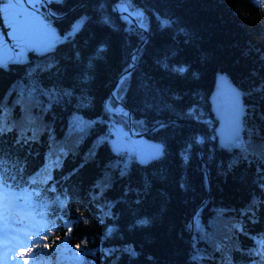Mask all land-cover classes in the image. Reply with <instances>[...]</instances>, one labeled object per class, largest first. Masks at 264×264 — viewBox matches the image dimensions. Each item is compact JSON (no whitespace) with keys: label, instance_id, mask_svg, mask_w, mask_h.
Returning <instances> with one entry per match:
<instances>
[{"label":"trees","instance_id":"16d2710c","mask_svg":"<svg viewBox=\"0 0 264 264\" xmlns=\"http://www.w3.org/2000/svg\"><path fill=\"white\" fill-rule=\"evenodd\" d=\"M120 2L52 3L68 13L54 21L62 33L91 19L74 41L0 67V151L74 200V219L49 244L53 264L67 241L88 264H264V2L128 0L148 33L116 12ZM217 73L243 92L247 153L218 148ZM122 78L116 95L136 131L156 128L147 136L164 147L158 159L113 150L116 128L129 129L126 112L112 111Z\"/></svg>","mask_w":264,"mask_h":264},{"label":"snow or ice","instance_id":"6c2138e0","mask_svg":"<svg viewBox=\"0 0 264 264\" xmlns=\"http://www.w3.org/2000/svg\"><path fill=\"white\" fill-rule=\"evenodd\" d=\"M29 0H9V3L26 4ZM49 3H63V0H36L31 10L20 9L12 17L10 21V27L12 28V34L15 36V43L12 48H19L20 51L12 54V49H9L7 53L0 51V67H6L9 62H19L22 59V53L25 49L41 47L44 51H51L54 47L61 42V38L57 35V32L51 25V18L56 16V13L49 11L47 16L40 15V6H47ZM123 7L120 9L122 12H128V0H122ZM3 11V10H0ZM129 16L123 17L125 20L129 19ZM90 17L82 15L76 21L73 22L68 32L65 33L63 40H75L87 23L90 21ZM135 19L141 27L144 25V14L142 11L135 13ZM101 22L104 24H110V19L107 16L101 18ZM171 21L165 19L161 22L162 27L169 26ZM137 56L133 54L132 63L127 69L125 74L130 76L132 70L135 67ZM55 67V65H53ZM176 71L183 73L186 71L184 67L177 68ZM42 91V90H41ZM55 90L50 93L54 95ZM66 94V93H65ZM231 95V116L228 122L226 130L222 133L221 146L224 148H236L239 147L242 152L247 153L248 146L244 143L241 133L245 131L242 122L243 106L240 103L241 93L236 89H230ZM3 102L0 101V111L3 110ZM4 129L0 127V132ZM197 142H202L198 140ZM118 155H129L132 158H138L141 163L149 162L163 156V145H150L145 147L142 144L130 143L121 144L117 143L113 149ZM119 167V165H118ZM121 175L127 174V164L120 168ZM9 177L0 176V237L7 238L16 231H21L19 226L24 225V222L31 215L34 210L33 196L39 195L38 193L28 192L22 189L17 192L13 189L12 185L8 184ZM18 186V185H17ZM41 218L45 221L44 227L49 226L46 213H41ZM141 223H147V221H141ZM69 235L71 233V225H68ZM26 239L30 242L26 245H20L26 247L27 252L20 251L19 256L25 257L28 253L32 252L33 245L40 244L42 241L47 240L50 232L45 231L39 234L24 233ZM43 247H50L44 243ZM79 248V245H76ZM133 255L135 253H132ZM79 255V254H78ZM20 264V262H18ZM22 264H28L27 260H23Z\"/></svg>","mask_w":264,"mask_h":264},{"label":"water","instance_id":"95a60500","mask_svg":"<svg viewBox=\"0 0 264 264\" xmlns=\"http://www.w3.org/2000/svg\"><path fill=\"white\" fill-rule=\"evenodd\" d=\"M121 6V7H120ZM123 7V3H116L115 4V10L116 12H118L119 14H121L122 16H129V13H132V16L129 17V19H127L128 21L131 22L132 25L140 28L141 30H143L145 33H148V30H145V27H141L136 19H135V14L132 12V10L128 7V12H122L120 9H122ZM49 11H52L51 5H47L46 6V12L48 13ZM2 11H0V33H2V35L6 36V39L10 41V39L7 36V30L10 27H6L4 19L1 15ZM71 13V12H69ZM68 15V13H64V14H57L55 17H52V19L55 20H61L62 18L66 17ZM11 42V41H10ZM145 43V42H144ZM136 55V52L134 53ZM135 67H136V62H135ZM134 67V69H135ZM133 69V70H134ZM132 70V71H133ZM127 75L124 74L123 78L126 77ZM123 78L121 80H119L115 86H114V90L112 92V96H116L114 94L115 91L118 90V87L120 85V83L122 82ZM230 89H236L241 93L240 96V103L243 106V114H242V122H243V127L245 129V111H246V106H245V101H244V97H243V92L242 90H240V88L232 81V79L229 77V75L225 74V73H217L216 77H215V84L213 87V90L209 96V104H210V109H211V113L214 116V119L217 122L216 128H215V135H216V139H217V144H218V148L223 149L229 153L233 152V150L235 148H224L221 146V139H222V133L226 130L228 122L230 120V116H231V105H232V101H231V95H230ZM120 101V100H119ZM119 107L122 108L123 110H125L128 114L129 117V132L131 135H133L134 137H140V136H147L152 130L150 131H146V132H135V127H134V121H133V114L132 111L130 109H128L123 103L119 102ZM155 128H153L154 130ZM245 132V131H244ZM241 133V135H243V133ZM201 157L203 155V152L200 153ZM207 178H209V173H207ZM194 225V221L192 223V226Z\"/></svg>","mask_w":264,"mask_h":264},{"label":"rangeland","instance_id":"374dc122","mask_svg":"<svg viewBox=\"0 0 264 264\" xmlns=\"http://www.w3.org/2000/svg\"><path fill=\"white\" fill-rule=\"evenodd\" d=\"M260 1L264 2V0H260ZM33 4L34 3H32V2L30 5L29 4H27V5H21V4L12 5V4L0 3V10H3L1 15L4 19L6 27H10V21L18 10H20V9L31 10ZM37 7H39V9H40V13H39L40 15L47 16L46 8L44 6L37 5ZM51 25H52L53 29L57 32V35L61 38V41H63V37H64L65 33H62L60 31L59 27L55 24V22L52 18H51ZM7 36L11 42L6 39L5 35H2V33H0V51L7 53L9 49H12V54L14 55L16 52H19L20 49L19 48H15V49L12 48L13 44L15 43V36L12 34V28L11 27L7 30ZM33 52L35 54L39 55V54L45 53L47 51L42 50L41 47H39V46L35 47V48L25 49L22 53V59L20 61H28V57L30 58L32 56L37 57L36 55L32 54ZM11 63L12 62L7 63L6 67H9L11 65ZM114 94L116 95V91L114 92ZM114 98L117 101L120 100L117 97V95ZM117 108H118L117 111L122 110L120 107H117ZM117 143H121V144L138 143V144L144 145L145 147L150 146V145H162L161 143L150 139L148 136L134 137L129 133V130L127 131L124 128L119 127V126L115 130L112 145L115 147Z\"/></svg>","mask_w":264,"mask_h":264},{"label":"flooded vegetation","instance_id":"af4514ba","mask_svg":"<svg viewBox=\"0 0 264 264\" xmlns=\"http://www.w3.org/2000/svg\"><path fill=\"white\" fill-rule=\"evenodd\" d=\"M31 2L32 3H36V0H29V2L28 3H26V4H21V5H27V4H31ZM0 3H3V4H10L9 3V0H0ZM12 5H17V3H11ZM38 5V4H37ZM49 5H51V3H49ZM45 8H46V6H44ZM0 26H1V24H0Z\"/></svg>","mask_w":264,"mask_h":264},{"label":"bare ground","instance_id":"6f19581e","mask_svg":"<svg viewBox=\"0 0 264 264\" xmlns=\"http://www.w3.org/2000/svg\"><path fill=\"white\" fill-rule=\"evenodd\" d=\"M121 7V6H120Z\"/></svg>","mask_w":264,"mask_h":264}]
</instances>
